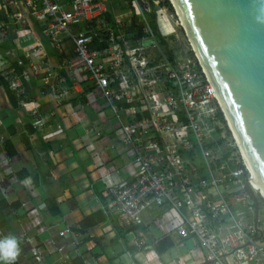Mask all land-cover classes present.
<instances>
[{
  "label": "built area",
  "instance_id": "1",
  "mask_svg": "<svg viewBox=\"0 0 264 264\" xmlns=\"http://www.w3.org/2000/svg\"><path fill=\"white\" fill-rule=\"evenodd\" d=\"M19 1L61 55L56 66L46 62L45 50L29 30L26 16L16 12ZM112 2L0 0V42L12 26L19 27V40L32 41L23 52L27 63L20 75L0 53V77L18 97L24 94L19 77L28 80L42 74V87L60 100L67 93L56 88L63 82L61 72L73 80L76 72L82 73L100 92L136 166V176L127 182L103 178L108 208L121 227H138L144 214L168 208L178 219L177 233L196 239L207 264H264V239L257 237L256 222L250 224L244 216L254 204L246 188L251 187L250 174L243 160L233 171L222 157L207 160L213 137L223 129L220 123L227 125L212 85L197 60L180 59L159 32L158 23L171 36L173 21L182 29L174 8L170 5L174 14L168 15L169 9L159 8L160 0H130L124 24L114 14L109 20ZM128 28L134 29V36L126 34ZM62 38L72 45L69 56L64 54ZM89 132L99 136L95 128ZM239 176H245L243 192L229 207V185ZM246 199L251 200L241 204ZM26 241L33 261L44 264L34 239ZM73 244L78 245L76 240ZM61 251L57 248L59 264L65 260ZM74 256L85 264L77 249Z\"/></svg>",
  "mask_w": 264,
  "mask_h": 264
},
{
  "label": "crops",
  "instance_id": "2",
  "mask_svg": "<svg viewBox=\"0 0 264 264\" xmlns=\"http://www.w3.org/2000/svg\"><path fill=\"white\" fill-rule=\"evenodd\" d=\"M114 4L110 21L113 14L120 18ZM16 12L26 16L46 62L56 66L61 55L41 33L40 22L28 15L21 1ZM18 30L12 26L0 42V53L16 75L27 63L23 52L32 45L18 39ZM125 30L135 35L134 29ZM62 47L65 55L72 54L65 38ZM41 76L19 77L22 97L0 77V236L13 235L19 241L15 263L37 264L26 241L32 238L44 264H59L57 248L62 249L63 264H84L74 256L75 249L85 264H207L196 239L177 233L178 219L168 208L144 214L138 227L118 224L107 205L103 178L134 179L132 149L121 143L116 119L82 73L76 72L74 80L60 73L63 82L56 88L67 92L60 100L42 87ZM92 128L97 138L89 132ZM61 231L68 233L59 237Z\"/></svg>",
  "mask_w": 264,
  "mask_h": 264
},
{
  "label": "water",
  "instance_id": "3",
  "mask_svg": "<svg viewBox=\"0 0 264 264\" xmlns=\"http://www.w3.org/2000/svg\"><path fill=\"white\" fill-rule=\"evenodd\" d=\"M168 2L264 195V0ZM246 188L257 225L258 201Z\"/></svg>",
  "mask_w": 264,
  "mask_h": 264
},
{
  "label": "rangeland",
  "instance_id": "4",
  "mask_svg": "<svg viewBox=\"0 0 264 264\" xmlns=\"http://www.w3.org/2000/svg\"><path fill=\"white\" fill-rule=\"evenodd\" d=\"M115 2V4H114ZM128 1L127 0H114L113 1V6L118 10V14L121 18V22H123L124 24H127V18L124 17V14H128L127 9L129 7V5L127 6L126 3ZM169 6V7H168ZM159 8H167L169 9L167 14H174L173 8L170 6V3L168 2V0H160V4H159ZM129 11L130 8H129ZM127 12V13H126ZM175 21L171 22V26L173 27V29L175 30V32L171 35V36H166L164 31L161 29L159 23H158V29L159 32L164 36V38H168V40L170 41V45L174 47V50L177 52V56L180 59H185L187 57H190L192 60H195L194 54L191 52V48L187 42L186 36L183 32V30L179 27H176L173 23ZM223 121V120H222ZM223 126V129H221V133H218L215 137H213V141L212 142V147H210V153L207 157L208 162L212 159V157L218 156V157H222L225 154H228V158L226 160L222 159L223 162H225L227 164V169L230 170H236V168L238 167V165H240L242 163V157L238 151V148L235 145V141L233 139V134L229 129V126L227 127V125L225 124V122L223 121V123H220ZM200 168V166H199ZM248 175V173H247ZM245 176H239L237 183L235 184H230V188L228 189V195H227V201L229 202V207L231 206L232 202H235V200L239 197H241L242 195V190H240V188H243L244 186V178ZM253 190L256 192L255 196L256 199L258 201V206H259V211H258V218H257V231L260 234H263L262 239H264V202L261 200L260 198V194L258 191H256L255 188H253ZM259 194V195H258ZM251 200V199H249ZM248 199H246L244 201V204L246 205L247 202L249 201ZM252 202V200H251ZM243 206L240 205L239 209H241ZM253 207V211L250 213L245 214V218L246 221L248 223H253L255 222V207L254 205H252ZM242 210V209H241ZM243 211V210H242ZM241 217V216H240ZM261 237V236H260ZM258 237V238H260Z\"/></svg>",
  "mask_w": 264,
  "mask_h": 264
},
{
  "label": "clouds",
  "instance_id": "5",
  "mask_svg": "<svg viewBox=\"0 0 264 264\" xmlns=\"http://www.w3.org/2000/svg\"><path fill=\"white\" fill-rule=\"evenodd\" d=\"M19 254L20 245L15 236H0V264H15Z\"/></svg>",
  "mask_w": 264,
  "mask_h": 264
},
{
  "label": "bare ground",
  "instance_id": "6",
  "mask_svg": "<svg viewBox=\"0 0 264 264\" xmlns=\"http://www.w3.org/2000/svg\"><path fill=\"white\" fill-rule=\"evenodd\" d=\"M176 11H177V10H176ZM177 14H178V12H177ZM178 15H179V14H178ZM181 24L183 25V23H181ZM212 88H213V87H212ZM213 94H214L215 98L217 99V101L219 102V100H218V98H217V96H216V93H215L214 88H213ZM219 105H220V107H221V109H222V111H223V108H222V105H221L220 102H219ZM225 118H226V122H227V124H228L227 126H229V129H230V131H231L232 134H233V139H234L235 144H236V146H237V148H238V151H239V153H240V155H241V157H242V160H243V162H244V165L246 166V168H247V170H248V172H249V174H250V180H249V183H250L251 187H252V188H255L256 191L259 192L260 196H262V198L264 199V195H263V193H262V191H261V189H260V187H259V185H258V183H257V181H256V179H255V177H254V175H253V173H252L250 167H249V164H248V162L246 161V159L244 158V156H243L242 153H241L240 145H239V143H238V141H237V138H236V136H235V132H234V130L232 129L230 123L228 122L227 116H225Z\"/></svg>",
  "mask_w": 264,
  "mask_h": 264
},
{
  "label": "trees",
  "instance_id": "7",
  "mask_svg": "<svg viewBox=\"0 0 264 264\" xmlns=\"http://www.w3.org/2000/svg\"><path fill=\"white\" fill-rule=\"evenodd\" d=\"M129 1V0H127ZM169 7V6H168ZM151 20L153 21V16H151ZM140 36V35H139ZM220 116V115H219ZM228 158V154H225L224 156H222V159L226 160ZM258 235V234H257ZM16 264V263H15ZM74 264H81L80 261L79 262H76Z\"/></svg>",
  "mask_w": 264,
  "mask_h": 264
}]
</instances>
